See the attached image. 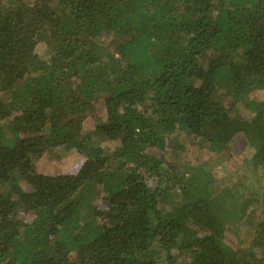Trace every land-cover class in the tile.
Masks as SVG:
<instances>
[{"label":"trees","instance_id":"trees-1","mask_svg":"<svg viewBox=\"0 0 264 264\" xmlns=\"http://www.w3.org/2000/svg\"><path fill=\"white\" fill-rule=\"evenodd\" d=\"M177 128L264 172V0H0V264H264V208L226 235L264 188L168 159ZM59 147L82 156L39 172Z\"/></svg>","mask_w":264,"mask_h":264},{"label":"rangeland","instance_id":"rangeland-1","mask_svg":"<svg viewBox=\"0 0 264 264\" xmlns=\"http://www.w3.org/2000/svg\"><path fill=\"white\" fill-rule=\"evenodd\" d=\"M43 56L47 57L45 53ZM1 93H3V100L6 101V93ZM248 97L252 99L260 97V95L257 92H252ZM98 99L99 100L96 102L97 113L95 115H87L83 121L84 132H92L95 126L105 119L103 97L99 96ZM217 99L224 105H228L231 102V97L228 93L219 95ZM242 112L246 117H251V114L247 109L243 108ZM175 132L176 133L171 134L168 139V147L166 151V157L168 159L181 165L184 163H186V165L188 163L198 165L207 161L213 166L214 175L221 187L237 181L241 186L240 192L244 193V195H250L255 192L257 193L264 188V172L260 169L256 170L251 166L249 160L251 153L244 138L238 139L240 149L234 153L233 157L227 158L224 156L222 159L220 155L215 156V153L212 154L206 148L193 144L190 141L191 138L180 128H177ZM6 134L8 137L11 136L9 132H6ZM92 136L93 141L97 139L94 135ZM104 144L105 142H102L101 145ZM106 144L109 149L113 147V143ZM233 148L234 151L237 149V142L233 145ZM81 156L80 152L75 148L66 150L63 147H59L53 152L43 154L37 160L36 166L39 172L53 175L66 168ZM220 159L223 162L218 166ZM20 184L25 191L30 190V187L23 180H20ZM93 202L95 203L97 200L95 199ZM250 208L248 217L239 221L238 224L235 225L236 228L226 234L227 239L237 246H249L250 239L254 237V224L262 217L264 200L260 197L258 201L252 203ZM263 252L264 248L259 253L263 254ZM186 258L188 257L186 253L183 252L179 257L177 264H184ZM161 263L168 264L164 259H162Z\"/></svg>","mask_w":264,"mask_h":264}]
</instances>
